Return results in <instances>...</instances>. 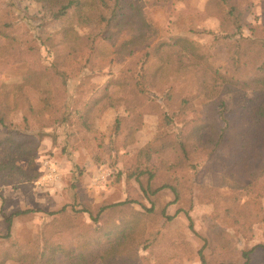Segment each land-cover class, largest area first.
I'll list each match as a JSON object with an SVG mask.
<instances>
[{"label":"trees","instance_id":"1","mask_svg":"<svg viewBox=\"0 0 264 264\" xmlns=\"http://www.w3.org/2000/svg\"><path fill=\"white\" fill-rule=\"evenodd\" d=\"M22 1L10 0L2 6L0 0V36L5 38L0 61L13 57L22 62L24 55L39 49L29 46L26 53L23 50L18 35L26 17L20 9ZM34 1L47 7L43 16L35 18L36 37L40 46L53 50L55 56L47 68L29 66L19 81L0 86V181L34 180L40 174L35 163L48 129L74 121L93 132L109 109L118 112L114 134H123L126 144L133 143L135 135L146 127L143 108L148 106L158 124L151 140L139 148L136 168L129 176H147V193L170 188L180 199L185 185L191 188L193 184L177 173L193 171L200 182L202 201L218 207L226 199L225 214L233 217L244 236L249 237L252 221L264 222L262 207L256 200L260 196L258 180L264 174V37L254 32L239 1H209V7L218 9L221 15L218 34L227 45L226 71L211 62L207 48L188 36L161 37L160 28L147 15L146 3L139 0ZM177 1L154 0L147 7L169 6ZM50 23L57 26L48 32ZM99 39L111 47L107 54L98 48L99 55L119 62V73L88 98L69 95L66 66L79 61ZM183 81L188 91L180 87ZM239 90L244 94L242 101L229 107L227 96ZM31 91L37 104L29 95ZM19 111L23 116L17 122L14 115ZM153 158L159 159L157 166L151 163ZM20 161H27V166ZM207 174L212 185L203 181ZM223 186L230 187L232 194L223 196L218 190ZM132 202L103 205L96 211L91 207H73L75 210L70 211L67 205L50 211L53 220L33 246L13 240L12 224L17 216L41 210H16L7 216V232L0 235L12 240L10 249L0 254V264L9 259L55 264L59 254L74 264H90L94 255L106 264H133L118 259L114 245L128 256L137 257L134 252L144 242L146 220L152 209L136 210ZM86 213L90 224L80 220ZM187 216L192 228V217L188 212ZM66 231L72 234L75 244L53 241L54 234ZM204 240L200 260L210 264L204 253L207 238ZM100 246H108V250L101 251ZM252 251L243 253L244 264L250 263Z\"/></svg>","mask_w":264,"mask_h":264},{"label":"rangeland","instance_id":"2","mask_svg":"<svg viewBox=\"0 0 264 264\" xmlns=\"http://www.w3.org/2000/svg\"><path fill=\"white\" fill-rule=\"evenodd\" d=\"M10 0H1L5 6ZM146 3L149 19L160 28L163 38L172 35H186L196 43L210 51V60L223 71L227 70L228 52L225 41L219 37L221 15L218 9L209 7L210 0H180L169 6L147 4L154 0H139ZM247 11L248 21L255 27V33L264 37V5L261 0H238ZM20 9L26 13L25 19L18 28V35L23 50L29 46L39 47L34 54L24 55L25 60L16 62L13 57H5L0 61V86L3 83H14L24 75L27 67L45 69L52 63L54 52L44 46L36 37L37 22L35 18L43 16L47 7L45 3L34 0H23ZM19 11V9H17ZM3 7H0V12ZM27 16L32 19L27 20ZM57 24L50 23L48 32L54 31ZM5 38L0 36V48ZM98 48L105 54L111 47L101 39L93 49H89L79 61L69 62L66 66L69 95L81 94L88 98L107 80L119 73L121 64L110 56L99 55ZM180 87L188 91L186 82ZM190 90V89H189ZM32 101L37 104L35 93L29 92ZM243 91L233 92L227 96L229 107L239 104L243 99ZM146 127L140 130L133 143L126 144L123 134H114V122L117 111L109 109L99 120L98 129L88 132L78 127L74 121L68 126L48 129L41 142L36 159V169L40 172L34 180L0 181V235L8 229L6 220L12 212L20 209H40L27 215L14 218L12 224L13 240L21 245H34L46 231L53 216L48 212L59 210L64 205L70 211L91 207L97 210L103 205L120 201H133L131 207L136 210L152 209L146 220L144 242L137 248V257L128 256L116 244L113 250L120 260H128L133 264H202L199 251L207 244L204 253L210 264H244L245 251L250 253L249 264H264V222L252 221L249 237H245L238 228L233 217L224 212L228 201L221 200L217 207L213 203L203 202L200 198L199 180L193 171L185 174L177 173L183 180L189 181L191 188L185 185L184 195L176 199L170 188L151 194L144 190L147 176L139 179L129 174L136 168L139 148L145 146L153 137L158 124L156 115L144 107ZM22 112L14 115L17 122L22 120ZM187 130L189 128L186 125ZM186 127L184 129L186 130ZM159 159L153 158L151 163L157 166ZM27 166V161H20ZM209 185L213 182L209 174L203 177ZM223 196L232 194L228 186L218 188ZM260 196L255 199L262 207L264 219V174L258 180ZM221 208V209H220ZM254 208V207H253ZM187 212L192 217L193 227ZM85 215L80 217L84 223L92 221ZM168 216H172L169 219ZM120 219V218H119ZM56 243L75 244L68 231L53 236ZM12 240L0 238V254L10 249ZM259 244V245H258ZM118 246V247H117ZM99 250H108V246H100ZM1 258V255H0ZM90 264H106L97 255L89 259ZM123 263V261H122ZM4 264H29L13 259ZM55 264H74L65 255L59 254Z\"/></svg>","mask_w":264,"mask_h":264}]
</instances>
